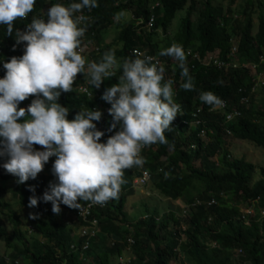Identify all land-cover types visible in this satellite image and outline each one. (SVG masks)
<instances>
[{
  "label": "clouds",
  "instance_id": "clouds-1",
  "mask_svg": "<svg viewBox=\"0 0 264 264\" xmlns=\"http://www.w3.org/2000/svg\"><path fill=\"white\" fill-rule=\"evenodd\" d=\"M34 3L35 0H0V25L6 26V32L0 34V158H7L0 163V171L3 170L0 173L7 175L11 183L0 187V226L9 233L4 219L12 227L16 223L9 220L12 213L18 217L20 228V213L13 209L12 203L1 198L5 192L14 198L16 207L25 211L23 216L27 229L21 233L27 232L31 237L35 233L40 235L39 241L27 242L30 247L36 243L41 249L46 243L64 239L65 236L55 234V230L68 229L71 232L70 253L77 255V260L85 261L91 241L102 237L98 220L90 218V212L103 210L110 199H118L121 185L125 183L124 170L137 167L134 171L137 173L133 172L131 178L134 192L135 188L149 187L152 174L143 167V153L148 150V145L168 143L164 132L170 129L173 134L182 125L184 132L176 133L180 135L179 143L177 146L172 143V146L180 151L194 152L212 144L217 138L220 150L207 159L220 167L219 155L226 150L224 147L232 138L235 139L230 128L238 121L240 113L230 108L227 101L204 89L192 95V108L185 113L177 101L178 88L180 86L185 91L194 89L186 56L193 61L197 55L190 51L186 54L182 45L173 42L169 47L161 48L158 55L171 57L177 62L183 83L179 78H173L174 65L164 69L156 58L138 49H134L132 57H125L122 62H118L114 51L109 49L99 62H94L89 49L97 48L81 46V38L87 30L84 22L88 19L82 14V9L95 8L97 0L51 4L45 13L46 19L33 17L24 31L13 28V21L26 19ZM230 42L231 47L224 58L209 61L205 66L219 69L220 77L232 71L247 70L251 75L249 88L242 87L239 91L248 90L257 100L264 88V71L258 72L257 68L258 64L264 63V57H260L258 64L241 61L238 40ZM117 68L121 73L117 82L103 92L99 91L102 82L115 75ZM78 73H87L88 78L85 84L73 87ZM87 86H91L94 92ZM69 92L98 102L90 109L85 107L74 114L57 102L61 93L64 96ZM29 96L34 99L27 108H18L19 103ZM209 118L214 119L210 124ZM102 136L106 140L99 142ZM33 145L42 148L36 150ZM169 153L173 154V150ZM51 157L55 158L52 165ZM166 158L167 155L162 160ZM227 158H231L229 154ZM201 166L200 157L191 161L193 169L200 170ZM36 176L46 180L43 182ZM27 180L30 183H26ZM17 183L31 195H42L40 200L48 202V213L42 216L31 209L38 203L35 196L29 197L28 205H22L14 191ZM200 204L198 200L184 204L189 212L186 220ZM45 209L42 206V210ZM70 209L77 211L72 213ZM124 213L127 217L125 210ZM152 215L156 216L146 208L142 215L128 214V223L120 225L128 230L122 245L132 242L131 237L140 222ZM27 217L39 219L27 222ZM160 217L156 216V221ZM32 224L39 225L38 231ZM178 228L181 243L186 240L183 234L186 225L184 229L179 221ZM123 255L117 258H123ZM8 259L7 254L0 256V261L5 263ZM48 261V264H67L58 255ZM25 264L31 263L26 259Z\"/></svg>",
  "mask_w": 264,
  "mask_h": 264
},
{
  "label": "trees",
  "instance_id": "trees-1",
  "mask_svg": "<svg viewBox=\"0 0 264 264\" xmlns=\"http://www.w3.org/2000/svg\"><path fill=\"white\" fill-rule=\"evenodd\" d=\"M227 1L229 5L224 8L221 5H213L212 0H97L95 8L82 9V14L88 19L84 22L87 30L81 38V46L97 48L90 49L94 62H99L102 54L109 49L114 51L118 62H122L125 57H132L134 49L141 50L145 55L156 58L164 69L174 65L176 70L172 73L173 78H179L183 83L177 62L171 57L158 55L161 48H167L173 42L182 45L186 54L190 51L197 55L193 61L186 56V66L193 78L194 89L185 91L180 86L178 88L177 101L185 113L192 108L191 100L195 92L203 89L211 91L227 101L230 108L240 113L238 121L230 128L234 138L250 142L264 151V88L259 93L257 104V100L248 90L239 91L242 87L249 88L251 75L247 70L232 71L227 76L220 77L219 69L205 66L209 61L224 58L233 39L238 40V55L241 61L258 64L260 57H264V0H257L256 5L247 0L245 9L236 12L237 15L230 8L236 0ZM54 3L67 5L69 0H35L26 19L17 18L13 21V28L24 31L26 24L30 23L33 17L46 19L45 13ZM182 11L184 14L178 30L170 37L172 22L176 14ZM254 14L256 27L252 19ZM0 27H2L0 34H4L6 26ZM109 29H115L117 32L113 41L106 44L104 40ZM162 35L165 40L160 45V41L155 37ZM258 66V72L264 71V63ZM120 74L117 68L115 75L102 82L99 91L103 92L106 87L115 84ZM87 78V73H78L73 87L85 84ZM87 88L93 90L91 86ZM32 99L34 97L29 96L21 101L18 108H27ZM57 102L67 107L69 112L73 111L76 114L85 107L90 109L98 101L69 92L64 96L61 93ZM25 115L27 116V113ZM210 119L208 124L214 121ZM111 122L110 119V124ZM182 128L180 125L173 134L170 129L164 132L168 143L148 145V150L143 153L145 159L143 167L149 169L152 174L148 187L150 191L170 200H179L183 204L200 201L201 204L193 209L192 215L185 221L184 242H179V219L170 211L158 221L155 215L142 220L139 227L137 226V231L133 232L132 242L125 243L128 249L124 247L125 244L122 245L128 230L120 225L128 223L124 213L125 204L127 196L134 192L131 186L132 174L137 173L134 172L137 167L133 166L124 170L125 183L121 185L118 199H110L103 210H91L89 217L98 220L102 237L91 241L85 261L77 260V255L70 253L71 232L68 229L55 230V234L65 236L64 239L46 243L41 249L36 243L30 247L27 242L31 236L21 233L22 230L18 228V217L10 213L9 220L16 222L13 223L10 233H6L0 226V237L10 249L7 253L9 259L7 263L1 260L0 264H25L26 259L31 264H48V260L55 255L65 259L67 264H112L111 259H117L127 250H130L128 257L131 258L126 264H168L170 259L176 257V252L188 256L191 260L189 264H233L231 258L235 254L239 255L240 263L264 264V167L258 170L260 179L253 182L256 167L243 158H227L229 152L226 150L219 155L220 167H216L207 158L220 150V141L217 138L213 139L212 144L200 147L194 152L180 151L179 148L172 146V143L178 145L180 135L176 133L178 131L183 133ZM104 140L105 136H102L99 142ZM33 148L40 150L42 147L33 145ZM172 150L173 154H170L169 151ZM166 155V160H162ZM198 157L202 162L200 170L191 167V161ZM6 159L0 158V163ZM50 159L52 165L55 158ZM159 170L161 174H158ZM36 177L43 182L46 180ZM8 179L7 175L0 173V187L11 185ZM26 183L30 181L27 180ZM14 191L22 205H28L29 197L35 196L38 203L31 209L42 216L48 213V202L40 200L42 195H31L23 191L18 183ZM212 199L216 204L206 206ZM42 206L46 208L44 211ZM239 206L246 208L253 206L256 214L252 217L243 216ZM70 211L76 213L77 209ZM37 219L39 218H26L27 222ZM41 221L42 219L40 223ZM32 226L38 231V224ZM169 228L171 229L168 233L169 238H166ZM111 243L113 246H110ZM117 264L125 263L122 261Z\"/></svg>",
  "mask_w": 264,
  "mask_h": 264
},
{
  "label": "rangeland",
  "instance_id": "rangeland-1",
  "mask_svg": "<svg viewBox=\"0 0 264 264\" xmlns=\"http://www.w3.org/2000/svg\"><path fill=\"white\" fill-rule=\"evenodd\" d=\"M246 1L247 0H236L235 4L231 6L230 8L234 10V14L237 15L238 13L236 12H241L243 9H245L246 6ZM254 5H256L257 0H251ZM213 5H221L224 8L229 5V2L227 0H212L211 2ZM253 10V9H251ZM184 11L179 12L176 14L175 19L172 22L171 26V34L170 37L173 36V32L178 30V27L180 25L181 18L183 17ZM256 14L252 16L253 19V24L255 27L257 26L256 19H255ZM129 18V15L127 16ZM117 30L115 29H109L108 34L105 36V43H111L113 39L115 38ZM158 41H160V45H162L163 41L165 40V37L162 36H157L155 37ZM90 50V49H89ZM85 71H87V66L85 65ZM258 101V102H257ZM256 103L259 104V98L257 99ZM228 152H229V157L233 158H243L247 162L251 163L256 167L255 175L253 176V182L257 181L260 179V175L258 174V170L260 168L264 167V151L261 148L256 147L254 144L247 142V141H242V140H237L233 139L228 144L226 147H224ZM198 165V163H196ZM1 198H3L5 201L10 202L14 205L13 209L17 212L20 213V229L22 231H26L27 226L25 225V219L23 216V212H25L23 209L16 207L14 203V198L9 195L8 193H3L1 195ZM240 207V206H239ZM146 208L149 210L151 213L156 214L157 217H160L164 213H168L169 211H172L175 216L179 219V221L182 223L184 229H185V220L187 215L189 214L188 211H186V207L184 204L181 203V201H171L166 198L160 197L156 192L152 193L149 191L148 187L142 188L138 187L135 188V192L132 193L131 195L127 196V206L125 205V212L130 215H142L143 210ZM240 213L243 216H249L252 217L256 213L253 210V206L250 208H246L244 206L240 207ZM148 215V214H144ZM242 217V216H241ZM3 218V217H2ZM4 219V218H3ZM4 223L9 229V233L11 231V224H9L8 220L4 219ZM170 229H168V233H170ZM7 233V232H6ZM25 232L24 234H26ZM29 233V232H28ZM34 236L31 237L28 241L30 244L33 241H39V233L33 234ZM0 256L7 254L10 252V249H8L5 245V243L2 241V237H0ZM167 238H169V234H167ZM182 240H184V236L182 237ZM161 244V242H159ZM19 247L21 245L18 244ZM126 249H128L127 244L124 245ZM130 250H127V255L129 254ZM127 255H123L124 257L121 259H111L112 264H117L119 263V260H123L124 263L126 264L131 257H126ZM231 261L233 264H248V263H240L239 260V255H234L231 258ZM191 260L189 259L188 256L176 252V257L172 258L169 260L168 264H189Z\"/></svg>",
  "mask_w": 264,
  "mask_h": 264
},
{
  "label": "built area",
  "instance_id": "built-area-1",
  "mask_svg": "<svg viewBox=\"0 0 264 264\" xmlns=\"http://www.w3.org/2000/svg\"><path fill=\"white\" fill-rule=\"evenodd\" d=\"M148 26L150 27L151 26V19H150V21H149V23H148ZM235 114H237V113H235ZM215 203V201H214V199H212L211 201H209V203H207V205H212V204H214Z\"/></svg>",
  "mask_w": 264,
  "mask_h": 264
}]
</instances>
